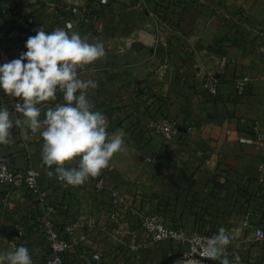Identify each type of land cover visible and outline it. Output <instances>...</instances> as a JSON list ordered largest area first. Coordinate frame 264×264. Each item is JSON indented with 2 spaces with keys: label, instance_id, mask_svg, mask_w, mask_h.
<instances>
[{
  "label": "crops",
  "instance_id": "crops-1",
  "mask_svg": "<svg viewBox=\"0 0 264 264\" xmlns=\"http://www.w3.org/2000/svg\"><path fill=\"white\" fill-rule=\"evenodd\" d=\"M109 1L116 5L120 0ZM149 2L156 15L158 9L168 17L157 15L163 34L157 45L166 46V53L159 55L154 73L148 71V57L140 56L138 65L128 64L138 78L149 81L140 85L139 99L126 103L108 129L110 138L117 129H126L127 135L123 150L105 169L107 190H97L90 179L63 188L55 174L48 175L56 166L43 165L39 133H32L26 123L14 127V142L0 145V159L18 170L33 166L46 197L43 202L27 188L0 185V255L23 228L29 239L24 246L37 262L43 260L41 224L48 214L67 224L69 236L83 238L66 253L64 264H90L95 251L104 256L103 264H159L174 255L179 256L170 264H218L193 261L174 242L149 244L131 211L134 206L159 212L169 225L190 231L201 223L216 233L223 227L231 240V264H237L235 255L239 264H264V240L256 239V229L264 226V145L246 141L254 137L255 119L261 120L264 133V81L259 78L264 73V0H188L183 8L174 0ZM144 37L153 44L152 34ZM224 55L233 59L226 69L220 67ZM247 72L255 80L238 95L235 80ZM207 75L218 79L216 97L202 87ZM0 100L13 120L24 119L14 109L16 99L0 92ZM162 115L180 125L181 133L173 140L164 141L147 127ZM142 127L147 136L135 143L130 134ZM113 189L124 198L120 205L112 203ZM113 213L119 221L113 220ZM130 243L140 248L131 251Z\"/></svg>",
  "mask_w": 264,
  "mask_h": 264
},
{
  "label": "clouds",
  "instance_id": "clouds-1",
  "mask_svg": "<svg viewBox=\"0 0 264 264\" xmlns=\"http://www.w3.org/2000/svg\"><path fill=\"white\" fill-rule=\"evenodd\" d=\"M25 48L19 58L0 65V90L16 99L14 109L24 118L13 120L8 108L0 107V145L13 143L11 129L26 123L42 138L43 165L56 166L48 175L55 174L66 186L82 185L109 166L112 157L123 150L127 135L117 129L110 138L107 117L94 110L88 98L87 90L96 89L98 83L79 78L80 69L106 57L105 47L102 42L89 43L77 32L69 34L63 28L49 32L41 27L27 38ZM58 94L63 102H58ZM230 242L221 227L207 239L201 255L218 264H231ZM234 259L239 264L240 257ZM0 261L33 264L24 245L5 253Z\"/></svg>",
  "mask_w": 264,
  "mask_h": 264
},
{
  "label": "rangeland",
  "instance_id": "rangeland-1",
  "mask_svg": "<svg viewBox=\"0 0 264 264\" xmlns=\"http://www.w3.org/2000/svg\"><path fill=\"white\" fill-rule=\"evenodd\" d=\"M149 1L129 0L123 3L120 0L116 5L107 2L97 18L91 19L83 14L94 0H0V65L26 52L27 38L34 36L41 27L49 32L63 28L69 34L79 33L89 43L102 42L106 57L80 69L79 78L98 83L96 89L87 90L88 98L95 105L94 110L101 111L107 117L110 129L122 107L139 99L140 85L149 81L138 78L133 66L130 69L128 66L134 62L138 65L140 56L148 57L146 62H151L148 71L154 73L159 67V55L162 51L166 53V46L157 45L163 37L160 28L162 21ZM24 22L36 24L37 27L23 31L21 27ZM147 33L152 34L153 44L145 40ZM143 43L148 46L137 45ZM58 102H63L62 94H58ZM15 248L11 243L7 252ZM0 264L7 262L0 261ZM147 264L155 263L151 261Z\"/></svg>",
  "mask_w": 264,
  "mask_h": 264
},
{
  "label": "built area",
  "instance_id": "built-area-1",
  "mask_svg": "<svg viewBox=\"0 0 264 264\" xmlns=\"http://www.w3.org/2000/svg\"><path fill=\"white\" fill-rule=\"evenodd\" d=\"M108 0H102V3H107ZM83 16H86V12ZM70 14V13H69ZM23 31H29L23 30ZM264 36V30L261 32ZM168 45V43H166ZM233 63V59L228 56H222L220 60V67L226 69ZM264 81V73L259 77ZM255 80L250 73H242L235 80V89L238 95L244 94L247 87ZM204 91L211 97H216L219 94L218 79L213 75H207L202 85ZM2 95H6L3 91H0ZM7 96V95H6ZM14 102L15 98L7 96ZM0 107H5L3 102L0 100ZM148 129L151 132L159 134L164 141L173 140L176 136L181 133L180 125L168 116L158 117L151 119L147 124ZM192 127H189L191 130ZM252 132L254 137L246 139L251 143H259L260 146L264 145V133L262 129V122L260 119H255L252 124ZM264 169V166H261ZM57 178V176H56ZM94 184L95 188L99 191L107 190V173L104 169L97 177L89 178ZM58 182L65 189H70L75 186H66L65 183L58 179ZM0 185H8L14 188H27L34 195L38 196L41 201H45L46 194L42 191L39 181V172L33 166H27L22 170L12 168L5 160L0 159ZM112 203L114 205H120L124 202V198L121 196L118 189L111 191ZM131 211L137 217L141 227L144 229L146 235L149 238V244L157 241L174 242L179 245L187 257L193 261L199 260V258H205L201 255L203 248L207 244V239L213 236L211 231H199V230H188L183 225H169L166 223L159 212L151 211L149 209H140L138 207H131ZM113 220L119 221V217L116 213L112 215ZM42 234L47 241L51 256L47 259H43L40 262H34L33 264H64L65 256L68 251L76 248L77 245L82 241L83 238H76L71 233L68 234V238L63 236V233L56 226V221L50 215H44L42 219ZM18 234L13 237L10 241L14 247H18L15 239L25 235L23 228L17 229ZM256 239L259 241L264 240V226L259 225L256 229ZM14 241V242H13ZM131 251H137L140 246L136 244H129L127 246ZM103 259L101 252L95 251L89 257L88 262L98 263Z\"/></svg>",
  "mask_w": 264,
  "mask_h": 264
},
{
  "label": "trees",
  "instance_id": "trees-1",
  "mask_svg": "<svg viewBox=\"0 0 264 264\" xmlns=\"http://www.w3.org/2000/svg\"><path fill=\"white\" fill-rule=\"evenodd\" d=\"M187 1L188 0H174V3L175 4H178L177 7H182L183 8L185 6V3ZM107 2L109 3L110 1L108 0ZM102 6H103L102 0H94V2L88 8V11L86 12V16L89 17V18H91V19H96L98 12L102 9ZM157 11H158V9H157ZM157 11H156V13H157L158 16H160V18L166 19L168 21V17L165 16V14H162L161 13L163 11H161V10H160L161 12H157ZM64 13L66 14V12H64ZM170 24L174 28H177V25H176L175 21L170 22ZM36 27H37L36 24H32L30 22L29 23L24 22V24L22 25L21 29H23V30H27V29H29V30H35ZM162 116H167V115H162ZM162 116H159V117H162ZM125 130L126 129H124V131ZM143 131L145 133L142 134ZM146 133H147V131L144 130V127L138 128V132L136 134L131 133L130 134L131 135L130 138L133 139V141L135 143H139V142H141L140 141L141 136H147ZM56 226L63 233V236H65L66 238L69 237L68 234L65 231L66 230V226H67L66 223H64V222H57L56 221ZM197 230H199V231H206L207 228L205 227V225L203 223H201L200 224V227ZM209 231H211L213 233V235L216 234V230L215 229H210ZM15 241H16L17 246H20V245H25L29 241V239H28V236L27 235H24L22 237L16 238ZM40 243L43 244V247H44V250H45L44 251L45 254H44V257H43V259L45 260V259H47V258H49L51 256V251L49 250L47 241L45 240V238L42 235H41ZM30 255H31L32 259L34 260V262L37 263V261L35 259V256H33L32 254H30ZM104 262H105V260L102 259V261L99 262V263L100 264H103Z\"/></svg>",
  "mask_w": 264,
  "mask_h": 264
},
{
  "label": "water",
  "instance_id": "water-1",
  "mask_svg": "<svg viewBox=\"0 0 264 264\" xmlns=\"http://www.w3.org/2000/svg\"><path fill=\"white\" fill-rule=\"evenodd\" d=\"M17 234H18V232L15 231V235H17ZM178 256H179V255L171 256V257H169V258H167V259H164V260L161 261L159 264H170V263L173 261V259L176 258V257H178ZM199 260H201V261H203V262H205V263H217V262L211 261V260H209V259H207V258H199Z\"/></svg>",
  "mask_w": 264,
  "mask_h": 264
}]
</instances>
